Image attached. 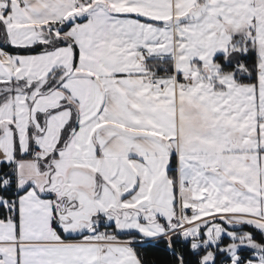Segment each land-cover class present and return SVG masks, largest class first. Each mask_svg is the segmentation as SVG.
Returning <instances> with one entry per match:
<instances>
[{
	"label": "snow or ice",
	"instance_id": "obj_1",
	"mask_svg": "<svg viewBox=\"0 0 264 264\" xmlns=\"http://www.w3.org/2000/svg\"><path fill=\"white\" fill-rule=\"evenodd\" d=\"M0 264H264V0H0Z\"/></svg>",
	"mask_w": 264,
	"mask_h": 264
},
{
	"label": "trees",
	"instance_id": "obj_2",
	"mask_svg": "<svg viewBox=\"0 0 264 264\" xmlns=\"http://www.w3.org/2000/svg\"><path fill=\"white\" fill-rule=\"evenodd\" d=\"M146 251L149 257H152L154 255H161V256L163 255L162 251L157 249L148 248Z\"/></svg>",
	"mask_w": 264,
	"mask_h": 264
}]
</instances>
